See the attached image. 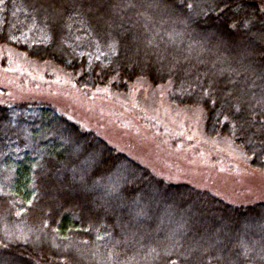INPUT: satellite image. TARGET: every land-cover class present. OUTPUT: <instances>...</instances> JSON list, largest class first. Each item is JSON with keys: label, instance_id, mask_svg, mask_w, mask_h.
<instances>
[{"label": "trees", "instance_id": "trees-1", "mask_svg": "<svg viewBox=\"0 0 264 264\" xmlns=\"http://www.w3.org/2000/svg\"><path fill=\"white\" fill-rule=\"evenodd\" d=\"M0 46L85 93L168 85L264 170V0H0ZM1 100L0 264H264V202L159 177L51 103Z\"/></svg>", "mask_w": 264, "mask_h": 264}, {"label": "rangeland", "instance_id": "rangeland-1", "mask_svg": "<svg viewBox=\"0 0 264 264\" xmlns=\"http://www.w3.org/2000/svg\"><path fill=\"white\" fill-rule=\"evenodd\" d=\"M3 86L10 92H0V101L31 98L51 103L159 177L210 190L232 204L264 202V170L252 169L229 139L209 137L201 108L172 105L168 85L154 88L137 80L126 94L108 88L85 93L60 68L0 46V89Z\"/></svg>", "mask_w": 264, "mask_h": 264}, {"label": "snow or ice", "instance_id": "snow-or-ice-1", "mask_svg": "<svg viewBox=\"0 0 264 264\" xmlns=\"http://www.w3.org/2000/svg\"><path fill=\"white\" fill-rule=\"evenodd\" d=\"M233 27H235V25H233Z\"/></svg>", "mask_w": 264, "mask_h": 264}]
</instances>
